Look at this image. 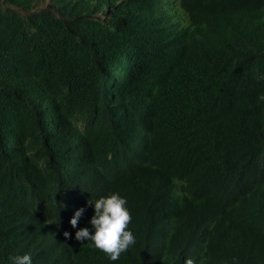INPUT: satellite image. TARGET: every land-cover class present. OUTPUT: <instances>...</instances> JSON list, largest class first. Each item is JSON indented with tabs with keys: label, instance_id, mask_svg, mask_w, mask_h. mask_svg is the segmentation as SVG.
Wrapping results in <instances>:
<instances>
[{
	"label": "trees",
	"instance_id": "16d2710c",
	"mask_svg": "<svg viewBox=\"0 0 264 264\" xmlns=\"http://www.w3.org/2000/svg\"><path fill=\"white\" fill-rule=\"evenodd\" d=\"M42 1L0 0V264H264V0Z\"/></svg>",
	"mask_w": 264,
	"mask_h": 264
},
{
	"label": "clouds",
	"instance_id": "9594fccd",
	"mask_svg": "<svg viewBox=\"0 0 264 264\" xmlns=\"http://www.w3.org/2000/svg\"><path fill=\"white\" fill-rule=\"evenodd\" d=\"M259 99L264 100V95H261ZM87 203L88 206H94V215L89 221L91 230L85 227L76 231V241H91L94 247L105 253L111 261L118 260L122 253L135 244L134 235L127 230L132 219L126 208L127 200L119 193H113L95 201L89 200ZM84 212V208L75 211L69 221L73 229L77 228ZM63 235L65 239L70 238V233L67 231ZM8 259L10 264H32L30 254L13 255ZM184 264H195V261L187 258ZM233 264H237L236 258H233Z\"/></svg>",
	"mask_w": 264,
	"mask_h": 264
},
{
	"label": "rangeland",
	"instance_id": "374dc122",
	"mask_svg": "<svg viewBox=\"0 0 264 264\" xmlns=\"http://www.w3.org/2000/svg\"><path fill=\"white\" fill-rule=\"evenodd\" d=\"M47 4H48V0H43L41 3H40V5H39V7L38 8H46V6H47Z\"/></svg>",
	"mask_w": 264,
	"mask_h": 264
}]
</instances>
